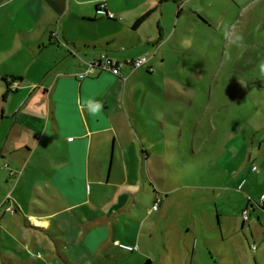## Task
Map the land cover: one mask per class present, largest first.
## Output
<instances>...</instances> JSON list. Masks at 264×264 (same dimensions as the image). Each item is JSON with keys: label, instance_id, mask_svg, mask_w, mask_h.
Returning a JSON list of instances; mask_svg holds the SVG:
<instances>
[{"label": "crops", "instance_id": "0c3cea01", "mask_svg": "<svg viewBox=\"0 0 264 264\" xmlns=\"http://www.w3.org/2000/svg\"><path fill=\"white\" fill-rule=\"evenodd\" d=\"M111 1L0 0V67L4 68L0 70V160L4 170H12L16 196L5 204L18 217V223H13L19 233L14 239L9 228L0 225V264H155L144 253L154 243L156 231L164 236L159 244L165 264L172 262V247L161 222L170 209L168 192L174 189L169 183L164 188L157 185L167 180L169 162L159 155L155 171L150 161L154 141L147 139L146 127H133V120L141 122L134 85L150 81L154 67L162 66L164 29L169 32L174 17L175 21L184 14L191 17V0L161 4V0H150L144 12L132 20L123 19L121 30L112 36L77 35L85 24L121 21L98 14L99 4L111 13ZM82 4L94 5L91 16L76 12ZM149 11L148 18L133 28ZM154 15H158L155 30L138 42L129 37L128 44L126 37L136 34ZM68 21L76 27L66 28ZM116 49L122 51L115 56L123 64L119 76L95 71L90 77L77 78L85 62L96 57L88 58L87 53L110 56ZM143 56L148 62L142 68L126 64ZM149 84L164 100L184 102L179 94H165L153 82ZM242 133L243 128L227 133L220 154ZM255 133L251 132L254 143L248 159L244 157L228 174L229 181L208 189L225 216L241 217L240 231L244 225H253L254 264H264V200L260 201L264 134L254 140ZM243 163L253 164L247 176ZM249 185L257 191L253 204L246 189ZM140 194L151 204L143 218L135 211ZM157 199L160 202L153 211ZM245 210L247 221L243 220ZM4 216L0 224L8 223ZM138 252L140 260L131 262ZM188 258L184 264H191V251Z\"/></svg>", "mask_w": 264, "mask_h": 264}, {"label": "rangeland", "instance_id": "374dc122", "mask_svg": "<svg viewBox=\"0 0 264 264\" xmlns=\"http://www.w3.org/2000/svg\"><path fill=\"white\" fill-rule=\"evenodd\" d=\"M147 1L150 0L131 3L113 0L109 12L121 21L102 19L85 24L77 35L97 39L112 36L121 30L119 25L123 19L132 20L144 12L149 6ZM113 7L119 10L114 11ZM93 8V4H82L76 12L85 18L93 14ZM190 8L191 17L184 14L178 21L174 17L169 32L164 29V62L160 68L154 67L150 80L164 89L165 94H179L184 102L164 100L150 86V81L143 79V83L134 85L135 106L141 122L133 120V127L148 129L147 139L154 141L157 151L151 152L150 160L155 171L159 155L169 162L166 163L170 167L167 180L157 185L164 188L169 183L174 189L168 192L170 209L161 222L172 247L170 264H184L190 251L191 264H254L253 225H244L240 231L241 217L225 216L217 209L216 195L208 188L229 181L228 174L242 164L244 157L248 159V149L254 143L251 132H256L254 140L264 134V74L259 69L264 62V0H191ZM156 18L158 15L132 37L127 36L126 42L131 43L129 37L132 42L148 37L155 30ZM71 23L68 21L66 28L76 27ZM237 36L242 41H236ZM98 54L87 53V57H98ZM109 54L113 62L123 65L115 57L122 54L121 49ZM1 99L2 95L0 103ZM242 128L241 137L225 148L227 152L220 154L227 133ZM3 164L0 160V218L5 214L8 223L0 225L9 228L15 239L19 237L14 226L18 217L5 210L11 208L16 195L9 175L12 170H4ZM251 165H244L245 176ZM250 187L246 189L253 204L257 191ZM7 200L10 204H5ZM150 206L148 198L140 194L135 211L143 218ZM23 214L20 213L21 218ZM152 236L154 243L144 254L155 264H165L166 255L159 244L164 236L159 231ZM138 260L139 252L131 262Z\"/></svg>", "mask_w": 264, "mask_h": 264}, {"label": "built area", "instance_id": "2783aa9c", "mask_svg": "<svg viewBox=\"0 0 264 264\" xmlns=\"http://www.w3.org/2000/svg\"><path fill=\"white\" fill-rule=\"evenodd\" d=\"M97 11H98V14L107 17V19L113 20L116 18L112 13H108L105 10V4H99ZM147 62H148V59L146 57H143V58L136 59L134 61H127L126 64H129L133 69H138V68H142V67L146 66ZM120 67H121V65H119L116 62H113L107 56V54H100L94 60H92L88 63H85L84 71L82 73H79L77 75V78L79 80H82L84 78L90 77L91 75L94 74L95 71H109L113 75L119 76ZM149 70L151 71V69H149ZM5 168H6V165H5ZM255 170H256V167H252V171H255ZM263 200H264V196H261L260 201H263ZM159 202H160L159 199H157L154 202V204L152 206L153 211L157 210ZM5 211L14 213L13 208H8ZM247 219H248V211L245 210L243 212V220L247 221Z\"/></svg>", "mask_w": 264, "mask_h": 264}, {"label": "trees", "instance_id": "16d2710c", "mask_svg": "<svg viewBox=\"0 0 264 264\" xmlns=\"http://www.w3.org/2000/svg\"><path fill=\"white\" fill-rule=\"evenodd\" d=\"M97 8H98V6H97ZM149 14H150V11L149 12H147V13H145V14H143L142 16H140L135 22H134V24H133V28H137V27H139L147 18H148V16H149ZM2 80L3 81H5V79H3L2 78Z\"/></svg>", "mask_w": 264, "mask_h": 264}, {"label": "clouds", "instance_id": "9594fccd", "mask_svg": "<svg viewBox=\"0 0 264 264\" xmlns=\"http://www.w3.org/2000/svg\"><path fill=\"white\" fill-rule=\"evenodd\" d=\"M236 41H242V37L237 36V37H236ZM259 69H260L261 73L264 74V62H261V63H260V65H259Z\"/></svg>", "mask_w": 264, "mask_h": 264}]
</instances>
